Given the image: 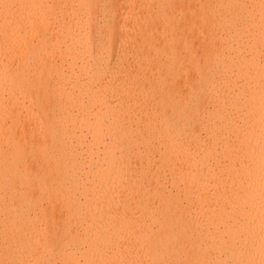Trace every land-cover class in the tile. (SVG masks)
Returning a JSON list of instances; mask_svg holds the SVG:
<instances>
[{"label": "bare ground", "instance_id": "bare-ground-1", "mask_svg": "<svg viewBox=\"0 0 264 264\" xmlns=\"http://www.w3.org/2000/svg\"><path fill=\"white\" fill-rule=\"evenodd\" d=\"M0 264H264V0H0Z\"/></svg>", "mask_w": 264, "mask_h": 264}]
</instances>
